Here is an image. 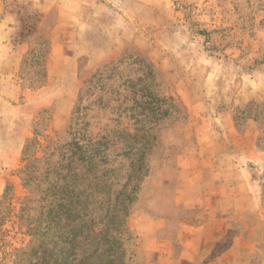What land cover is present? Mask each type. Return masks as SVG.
<instances>
[{
    "label": "rangeland",
    "instance_id": "obj_1",
    "mask_svg": "<svg viewBox=\"0 0 264 264\" xmlns=\"http://www.w3.org/2000/svg\"><path fill=\"white\" fill-rule=\"evenodd\" d=\"M117 13L129 48L49 83L52 47ZM263 77L264 0H0V264H146L130 221L195 222L177 192L196 142L264 153Z\"/></svg>",
    "mask_w": 264,
    "mask_h": 264
},
{
    "label": "crops",
    "instance_id": "obj_2",
    "mask_svg": "<svg viewBox=\"0 0 264 264\" xmlns=\"http://www.w3.org/2000/svg\"><path fill=\"white\" fill-rule=\"evenodd\" d=\"M125 17L117 13L109 27L100 22L96 43L77 40L75 45H54L47 62L48 82L81 80V59L95 67L129 48L130 17ZM77 20L78 29H91ZM135 47L142 50L140 43ZM143 51L159 66L162 53L157 48ZM250 134L238 143V157H229L224 144L217 141L195 143V153L180 170L177 192L181 208L197 214L194 223L144 213L131 219L141 250L150 256L146 264H264L257 248L259 230L264 227V153Z\"/></svg>",
    "mask_w": 264,
    "mask_h": 264
},
{
    "label": "trees",
    "instance_id": "obj_3",
    "mask_svg": "<svg viewBox=\"0 0 264 264\" xmlns=\"http://www.w3.org/2000/svg\"><path fill=\"white\" fill-rule=\"evenodd\" d=\"M90 257H91V256H90ZM90 257H89V258H90Z\"/></svg>",
    "mask_w": 264,
    "mask_h": 264
}]
</instances>
